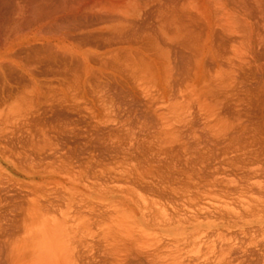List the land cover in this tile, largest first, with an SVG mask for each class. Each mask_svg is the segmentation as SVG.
<instances>
[{
  "label": "bare ground",
  "instance_id": "bare-ground-1",
  "mask_svg": "<svg viewBox=\"0 0 264 264\" xmlns=\"http://www.w3.org/2000/svg\"><path fill=\"white\" fill-rule=\"evenodd\" d=\"M59 108L90 113L92 122L83 118L89 122L85 144H95L96 151L102 145L106 153L126 149L117 135L126 123L137 122L133 128L139 125L148 137L139 132L143 138L132 137L134 144L129 131L124 136L128 153L139 150L142 158L114 187L92 180L89 155L72 165L79 170L66 171L77 178L87 165L93 182L77 178L84 190L66 196L58 189L57 203L49 195L53 187L48 194L38 188L40 194L36 189L26 199L20 192L22 201L7 199V212L0 213V264H177L171 256L181 249L169 245L189 238L188 232L225 235L215 230L237 226L243 234L263 235L257 244L264 259V0H0L1 153L17 137L34 142L43 127L41 137L49 145L54 136L72 131L68 121L54 131L47 122L42 126L45 111ZM47 127L56 132L47 136L50 141ZM112 138L118 145L107 144ZM44 141L43 148L37 144L41 161H29L36 151L27 154L35 164L27 170L33 178L51 172L49 161L42 166L44 156L54 159L65 151H50ZM76 144L74 153L70 144L73 155L80 153ZM139 153L130 154L139 159ZM117 154L126 153L107 157L116 160ZM154 193L173 202V212L157 207L148 196ZM201 196L234 201L223 208ZM178 201L193 202L192 209L182 210ZM233 247L222 243L220 252Z\"/></svg>",
  "mask_w": 264,
  "mask_h": 264
},
{
  "label": "rangeland",
  "instance_id": "rangeland-1",
  "mask_svg": "<svg viewBox=\"0 0 264 264\" xmlns=\"http://www.w3.org/2000/svg\"><path fill=\"white\" fill-rule=\"evenodd\" d=\"M91 108H93V107H91ZM95 109V108H94ZM59 111V112H57V111ZM93 110V109H92ZM49 113H48V112ZM47 111H45L46 113H44V116H43V118H44V122H42L41 124H45V126H46V122L47 123H49V124H47V125H49L50 127H54V126H58V125H62V124H64V123H62V122H65L66 123V121H68L67 123H73L72 124V128H73V132L75 133V131H76V133L75 134H72V135H69V134H71V132L72 131H70V132H64L65 133V135L62 133L61 135L62 136H54V134L56 133H54V134H50L51 132H50V130L52 131V129H50V127H47L48 129H49V131H47V129H46V131H47V133H49L48 135L46 134V138H48L47 136H49V135H51V136H54V138H53V142H52V137H50V138H48L47 140H51V145H49L50 144V142H48V141H44V138H43V140H42V137H43V135H41V133H43V132H45V127H43V129H44V131L42 132V128H41V125L40 126H38L39 128H41L40 130H41V133L39 132V131H36L35 129V132H39V133H35L36 134V138H34V142L36 141L35 139H37V137H39L38 138V140H40V143H39V141L37 140L35 143L33 142V140H31L30 141V137H27L28 139H29V145L27 144L28 142H25L26 141V135H25V138H23V137H21V138H23L25 141H23V139H20L19 140V138L17 139V142H16V139H14L15 140V142H14V140H13V142H11V143H9V144H11L10 145V149H11V147H12V149L14 150H16L17 149V151H16V153H15V151H13L12 149L11 150H9V148H8V153L5 155V154H2L1 153V151H0V186L2 187V189L0 188V213L2 214V213H6L7 212V208H8V204H9V202L10 201H8L7 199H9L10 197H12L13 198V200H11V202L13 201V203L14 202H18V201H22V199L21 198H24V195H22L21 193H23V194H25V196L27 195V193L29 194H31V192L32 193H34L35 192V190L36 189H38V188H40V190L41 191H46V192H43V193H46V194H48L47 192H50L52 189V187L53 188H57V190H55V191H58L59 192V190L58 189H60V192H62V194H65L66 196H68V192H70V191H75V190H84V188L82 187L83 185H79L78 183L80 182L77 178H79V179H81L82 180V178L81 177H84V181H86V182H93V181H95V182H97V183H103V182H109V183H107L108 184V187H114V185H118V184H120L121 183V180H120V177H121V174L122 173H124L125 171L126 172H128V171H130L129 169L130 168H132V166L134 165L135 166V161L137 160V161H139L142 157L140 156V151L139 150H132V149H130L131 151L128 153V147H129V141H127L128 139L129 140H131V139H133V141L131 142V143H134V144H136V142H137V140L135 139V138H137L138 140L140 139V138H143V137H141L140 135H139V132H141V131H143V129L142 130H140L139 128V125L137 126L138 128H133V127H135L136 125H137V122L135 121V120H132V123L133 122H136L135 124L136 125H133V127L132 126H130V124H129V126H127V123H126V125H125V127H124V132L122 131L121 133H119V135H117V137L118 138H116V139H118V141L120 142V141H123V140H125V141H123V143L124 144H126L125 142H127L128 143V146L126 145V149H125V152L124 151H122V150H124V149H121V147H120V149L118 148V147H116L117 148V150H115V149H112L113 151H110L109 149H108V151L107 152H109V153H106V151L105 150H107V149H105L104 150V147L102 146V145H100V144H98V145H100V147L102 146L103 148H98V151L100 152V149L102 150L103 149V151H105V153L102 151V153L100 152V153H98V151H96L97 150V147L98 146H94L93 147V145H95V144H91L90 145V143H89V145L88 144H85L86 143V135H88V133L87 132H85V131H88V129H89V125L87 124V123H89L90 121L92 122V119L91 120H88L89 119V117H90V115H88V114H90V113H88L86 110H82V112H80V113H82L81 114V116L79 115V113H76L75 112V114H74V112H70V111H64V109H63V111L66 113H64V112H61L62 111V109L60 110V108L59 109H55L53 112L52 111H49V110H47ZM84 111H86V112H84ZM122 112H123V110H121ZM56 112V113H55ZM91 112V111H90ZM48 113V116L47 115H45V114H47ZM52 113V114H51ZM115 113V112H114ZM124 113V112H123ZM69 114V115H68ZM74 114V115H73ZM87 114V115H86ZM50 115V116H49ZM58 115H59V117H64L63 119H62V117L61 118H59L58 117ZM47 116V117H46ZM73 116V117H72ZM78 118H77V117ZM89 116V117H88ZM50 117V118H49ZM51 117L53 118V119H51ZM47 118V119H46ZM68 119V120H65V119ZM71 118V119H70ZM76 118H77V120H76ZM87 119V121H89V122H87L86 120H84V119ZM50 119V120H49ZM59 119H61V120H59ZM75 119V120H74ZM82 119H83V121H86V122H83L82 121ZM59 120V121H58ZM73 120V121H72ZM78 121H79V123H78ZM82 121V122H81ZM59 122V123H58ZM78 124H77V123ZM83 123V124H82ZM132 123H131V125H132ZM44 124L42 125V126H44ZM50 124H53L52 126L50 125ZM113 124V125H112ZM134 124V123H133ZM84 125H87V127H84ZM109 125L111 126V128L112 127H118V126H120L121 127V124L120 123H109ZM109 125L106 127V130H103V132L106 134V132L108 131L107 130V128L109 129L110 127H109ZM115 125H117V126H115ZM105 127H102V129H104ZM113 128V129H114ZM125 128L127 129V128H129L128 130H125ZM132 128H133V130L135 131V132H133V130H132ZM77 129V130H76ZM122 129H123V127H122ZM34 130H32V131H34ZM55 129L53 128V131H54ZM139 130V131H138ZM53 131H52V133H53ZM126 131H129V133L131 134L129 137H128V139H125V137L126 136H124L125 134H127L126 133ZM83 132H85V133H83ZM138 132V133H137ZM69 133V134H68ZM142 134V136H146V137H148L147 135H145L146 133H145V130H144V133L143 132H141ZM39 134V135H38ZM105 134H103V136L105 135ZM38 135V136H37ZM57 135V134H56ZM67 135H69V136H67ZM139 135V137H137V136ZM28 136V135H27ZM42 136V137H41ZM64 136V137H63ZM106 136V135H105ZM104 136V137H105ZM119 136H124V137H122V138H124V139H121ZM56 137V138H55ZM63 137V138H62ZM70 137L71 138H73L72 140L70 139ZM132 137H135V138H132ZM145 137V138H146ZM58 138H59V141H56V140H58ZM66 138H68V139H66ZM106 138V137H105ZM127 138V137H126ZM61 139H63V140H61ZM115 139V138H114ZM113 138H112V140H110V142H107V141H109V140H107L106 142H107V144L108 143H111L112 142V144L114 145L116 142H117V145H118V141L117 140H115V142L113 141L114 140ZM65 140V141H64ZM68 140H70V141H72V142H70L69 143V141ZM136 140V141H135ZM147 140H149V138L147 139ZM20 141V142H19ZM42 141H44L45 143L47 142V144L49 145H47L46 144V146H44V147H49V149H50V151H51V148H55V147H57V148H55V150H62L64 147H65V151H64V149L62 150V151H60V153H58V152H56L54 155H53V158L54 159H56V160H58L59 161V163H58V161H54V159H52V155H51V158H50V154H48V153H50V151H48V153H47V151L45 150V149H43V150H45L46 152H45V154L44 155H46V153L48 154V155H46L47 156V159L45 160V157L46 156H44V161H46V163H44V164H42V162L41 163H38V164H42V166L44 165V166H47L46 164H48V163H50V165H49V169H52L51 170V172L50 173H44L43 175H37V176H35V178H33V176L32 175H30V174H33V173H29L28 171H30L31 169H36V168H34V166H35V164L37 163V162H39L38 160H36L35 161V157L37 156V154H38V156L40 155V154H42L41 152H43L41 149L40 150H38L39 149V147L40 146H42L41 148H43V144H41V142ZM60 141H62V142H64V143H62V142H60ZM67 141V142H66ZM146 141V140H145ZM23 142V143H22ZM25 142V143H24ZM38 142V143H37ZM55 142V143H54ZM57 142V143H56ZM74 142H76V143H74ZM84 142V143H83ZM140 142V141H139ZM22 143V144H21ZM44 143V144H45ZM53 143V144H52ZM122 142L121 143H119V144H123ZM37 144H40V146H38ZM70 144H76V146H75V148H76V150H79L80 151V153L78 152L77 154H78V156L76 157V155L77 154H74L73 155V153H74V145L72 146V145H70ZM96 144V145H97ZM122 145V146H125V145ZM33 145L34 146H36L37 145V149L35 150V148L33 147ZM65 145V146H64ZM66 145H68V146H66ZM77 145H78V147H77ZM86 145H88V146H86ZM116 145V144H115ZM51 146V147H50ZM70 146H72L71 148H73V151H71V148H70ZM109 146H111V144H109ZM135 146V145H134ZM91 147H93V148H91ZM34 148V149H33ZM70 150H69V149ZM88 148H89V150H90V148L92 149V150H90V151H92V153L95 155H93L91 152H89V150H88ZM123 148V147H122ZM19 149V150H18ZM33 149V150H32ZM28 150V151H27ZM48 150V149H47ZM69 150V151H68ZM84 152H83V151ZM95 151V153H94V151ZM119 150H121V151H119ZM19 151V152H18ZM32 151V153L34 152V151H39V153L37 152V153H33L32 154V156H31V158L33 157L34 159H30V156L29 155H27L28 153H30V152ZM41 151V152H40ZM53 151V150H52ZM64 151V152H63ZM68 151V152H67ZM73 152V153H71V152ZM135 151H139L138 153H139V159H137L136 157H134V156H138L136 153H135ZM18 152V153H17ZM64 154H63V153ZM65 152H66V155H67V153H69L71 156H73L72 157V159H70L71 158V156L69 155V158L67 159V158H65L66 157V155H65ZM82 152V153H81ZM96 152L98 153L97 155H96ZM121 152L122 153H126V154H121ZM14 153V156L15 157H12V154ZM91 153V154H90ZM105 154V155H102V156H100L101 154ZM115 153H119V154H121L120 156L118 155V157H117V155H116V160L115 159H113L112 157V159H108V157H109V155L110 156H113L112 154H115ZM129 155H131V154H136V155H134V156H132L131 155V157H129L130 158V162L128 161V159L129 158H127V156H128V154ZM131 153V154H130ZM11 154V156H9ZM19 154H21V155H23V154H26V156H20ZM31 154V153H30ZM58 154H60V155H58ZM21 157V158H19V156ZM65 155V156H64ZM89 155H92V158L90 159V161H89V164H88V162L86 163L87 165V167L90 169V171L92 172L89 176L90 177H92L93 179V181L91 180V179H89V176H86L87 174H89L90 172H88L89 171V169L84 165L81 169L83 170V173H81V174H79L80 172H78V171H76V172H78V173H76L77 175H76V177L77 178H74V177H72V179H70V177L69 176H71L70 174H68V173H66V171H69V170H71V168H73L74 166H76V165H78V164H80V159H83V160H86V158L89 156ZM17 156V157H16ZM37 156V157H38ZM64 157V160H59V159H62L61 157ZM108 156V157H107ZM126 156V157H125ZM23 157H25V158H23ZM30 159L29 161H31V160H33L34 162H35V164L34 163H29V161L27 160L28 158ZM39 157H41V155L39 156ZM38 157V159L40 160V158ZM49 157V158H48ZM60 157V158H59ZM67 157H68V155H67ZM79 157V158H78ZM84 157H85V159H84ZM120 157L122 158V159H120ZM141 157V158H140ZM110 158V157H109ZM120 160L119 162H117V160L118 159ZM135 159V160H132V159ZM65 159H67V160H65ZM73 159H77L76 161L78 162H74V160ZM108 159V160H107ZM123 159H126V161L124 160L123 161ZM73 161V164H70V163H72V161ZM132 160V161H131ZM8 161V162H7ZM24 161H26V164H28V165H24ZM27 161H28V163H27ZM32 161V162H33ZM41 161V160H40ZM49 161V162H48ZM61 161V162H60ZM68 161H71L70 163L68 162ZM93 161V162H92ZM101 161H102V163H101ZM112 161H113V163H114V161H116L117 163H118V165L120 166V167H118V165L117 164H113L112 163ZM48 162V163H47ZM55 162H57V163H55ZM115 162V163H116ZM121 162H123V163H121ZM7 163H9V164H7ZM62 164V167H64V168H62L61 167V164ZM65 165H64V164ZM69 163V164H68ZM76 163V165H74ZM96 163H97V165L99 166V167H101V166H103L104 167V169H103V167H101V168H99V170H97L96 171ZM140 162H136V167H141V166H144L145 165V163H144V165L142 164V163H140ZM51 164H55V166L54 165H51ZM57 164V165H56ZM66 164H67V166H66ZM93 164V165H92ZM102 164V165H101ZM140 165V166H138V165ZM72 165H74L73 167H72ZM117 165V166H116ZM37 166V165H36ZM53 167V168H51V167ZM57 166V167H56ZM60 166V167H59ZM23 167H26V170L23 168ZM69 167V168H68ZM77 167V166H76ZM110 167V168H109ZM112 167V168H111ZM117 168V169H115V168ZM56 168H57V171H56ZM61 168V169H60ZM75 168V167H74ZM73 168V169H74ZM75 169H78V168H75ZM92 169V170H91ZM114 169V170H113ZM28 170V171H27ZM61 172H60V171ZM64 172H63V171ZM79 170V169H78ZM88 170V171H87ZM106 170V171H105ZM113 170V171H112ZM86 171V172H85ZM104 171V172H103ZM109 171V172H108ZM112 171V172H111ZM130 172H132V171H130ZM61 173V174H60ZM87 173V174H86ZM95 173H97L96 175H95ZM98 173H101V174H98ZM111 173V174H110ZM113 173V174H112ZM85 174V175H84ZM112 175L113 176V178H115V180H117V181H114V179L113 178H109V177H112V176H110V175ZM115 174L117 175V176H115ZM63 175V176H62ZM68 175V176H67ZM81 175V176H80ZM84 175V176H83ZM5 176H7V177H5ZM100 176V177H99ZM101 176H102V178H101ZM54 177V178H53ZM56 177V178H55ZM86 177H88V179L86 178ZM86 178V179H85ZM95 178V179H94ZM106 178V179H105ZM108 178H109V181H108ZM77 179V180H76ZM100 179H102V180H100ZM114 181V183H113V181ZM37 181V182H36ZM54 181H56L55 183H54ZM120 181V182H119ZM23 182V183H22ZM106 183H103V184H106ZM21 184V185H20ZM23 184H26L27 186L28 185H30L29 186V190H30V192H29V190H28V187L26 186V185H23ZM83 184V183H82ZM106 184V185H107ZM11 185H12V187H11ZM20 185V186H19ZM23 185V186H22ZM37 185V186H36ZM71 185V186H70ZM4 186V187H3ZM39 186V187H38ZM43 186V187H42ZM48 186V187H47ZM63 186V187H62ZM70 186V187H69ZM18 187V188H17ZM26 187V188H25ZM75 188L74 190L72 189V188ZM77 187V188H76ZM23 189V191H22V189ZM25 188V189H24ZM42 188V189H41ZM46 188V189H45ZM47 188H50L51 190L49 191ZM14 189V190H13ZM16 189H18V190H16ZM26 190H28V191H26ZM39 189L38 190H36L39 194L41 193V192H39L40 191ZM48 190V191H47ZM68 190V191H67ZM16 191V192H15ZM54 191V189L51 191V193H49V195H51V197H54L53 198V200L55 201V203H57V202H59L60 201V196L62 195L60 192L58 193V192H53ZM1 192H3L2 194H1ZM21 192V193H20ZM14 195H13V194ZM17 193V194H16ZM52 193H55V194H60L59 195V197H58V199H57V195H55V194H52ZM79 193V192H78ZM4 194V195H3ZM9 194H11V195H9ZM28 195V197H30V196H32V195ZM155 194V195H154ZM154 194H148V196H149V198H151L152 200H155V202H156V206L157 207H159V208H161V209H163V211H164V208L165 209H167V210H170V211H167V210H165L166 211V213H171V212H173L172 211V207L173 208H175L176 206H174V204H173V202H171V201H169V200H167L166 201V199L167 198H160L159 199V196H158V194H156V193H154ZM18 195L19 196H21V197H18ZM42 195V198L44 199V197H43V194H41ZM53 195V196H52ZM80 195V194H79ZM151 195H153V196H151ZM14 196V197H13ZM151 196V197H150ZM237 195H234V196H232V197H236ZM1 197H2V199L4 200L5 199V201L7 200V202L8 203H5L4 201H1ZM55 197H56V199H55ZM201 197H203V202H210V203H213L215 206H219V207H223V208H225V207H227L226 205H225V203L226 202H231V201H234V199H225L224 197H222V196H214V198L213 197H211V198H213V199H210V198H205V201H204V197L205 196H201ZM20 198V199H19ZM27 198V196L24 198V199H26ZM10 200V199H9ZM1 202H3V203H1ZM158 202H159V204H158ZM162 202H164V203H162ZM180 201H178V203H179ZM184 202V203H183ZM191 202V201H190ZM182 203V205H179V207L182 209V210H186V208H188V209H192V206H193V202L192 203H188L187 204V202H185V201H181L180 202V204ZM186 203V204H185ZM4 204V205H3ZM5 204H7V205H5ZM11 205H12V203H11ZM173 205V206H172ZM5 206H7V208L5 207ZM178 206V205H177ZM233 206H235V205H233ZM171 207V208H170ZM230 207V206H229ZM231 207H232V205H231ZM184 208V209H183ZM2 211H6V212H2ZM184 211H182V213H183ZM157 221V220H156ZM224 228H225V226H223ZM242 229L243 227H241V226H237V227H235V228H231V229H229L228 231L226 230L225 231V229H220V230H215V232L217 231V233L218 232H222V233H224L225 235H217L216 233H213L212 231H210L209 232V234L211 235H206V233H203V232H200V233H196L195 234V236H190V235H194V233L195 232H193V233H191V232H188V234H189V238H186V239H184V240H181L179 243H174V244H170L169 245V248H171L172 250H174L175 248H177L176 246H178L179 247V249H181V251L179 252H173V256H171L172 258H174L173 260L177 263V264H244V263H248L249 262V264H263V261L262 260H264L263 259V257H262V255L261 254H263V252H262V250H263V248H261L260 247V245H258L257 243L258 242H260V239H262L263 238V235H261V234H259V233H255V232H253V231H251V232H249V233H245V234H243V233H241L242 231L240 230V229ZM250 229V228H249ZM223 230V231H222ZM245 230H248V228L247 229H245ZM251 230H253V228L251 229ZM228 233V235L226 236V234ZM231 234V235H230ZM248 234V235H247ZM234 235L236 236V238H233L234 237ZM240 235V236H239ZM156 237L159 239L160 237L158 236V235H156ZM230 237H232V238H230ZM238 237V238H237ZM199 238V239H198ZM239 239V240H238ZM230 240V241H229ZM256 240H259V241H256ZM264 240V239H263ZM262 241V240H261ZM229 243V244H231L232 246H234L233 247V249L232 250H235V248H236V250L235 251H225L224 253H221L220 252V246H221V244L222 243H224V244H226V243ZM219 243V244H218ZM255 244V245H254ZM243 245V246H242ZM257 245H258V247H257ZM250 246V247H249ZM256 246V247H255ZM157 247H160V248H162V246H161V244H158V246ZM252 247V248H251ZM260 247V248H259ZM248 249L247 250V252L249 253L250 252V254H245L244 253V249ZM251 248V249H250ZM245 249V250H246ZM254 249V250H253ZM260 249V250H259ZM262 249V250H261ZM238 250V251H237ZM240 250H242V251H240ZM249 250H251V251H249ZM253 250V251H252ZM257 250V251H256ZM230 252H232L233 254H236V255H233L232 253H230ZM239 252V253H238ZM259 254H257V253ZM252 253V254H251ZM256 253V254H255ZM240 254V255H239ZM242 254H244V255H242ZM176 255V256H175ZM252 255V256H251ZM261 255V256H260ZM240 256V257H239ZM243 256V257H242ZM246 258H245V257ZM251 258H250V257ZM170 257V258H171ZM234 257H235V259H234ZM255 257V258H254ZM193 258H195V259H193ZM233 258V259H232ZM243 258H244V261H243ZM249 258V259H248ZM253 258H254V260H253ZM258 260H257V259ZM199 259V260H198ZM247 259V260H246ZM237 260V261H236ZM241 260V261H240ZM249 260H252V261H254V262H252V261H249ZM256 260V261H255ZM245 261H247V262H245ZM260 261V262H259ZM262 261V262H261ZM186 262V263H185ZM192 262V263H191ZM200 262V263H199ZM233 262V263H232Z\"/></svg>",
  "mask_w": 264,
  "mask_h": 264
}]
</instances>
